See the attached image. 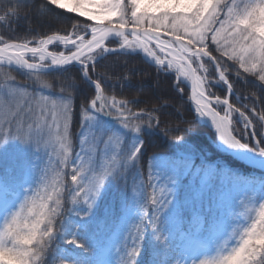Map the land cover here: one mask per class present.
<instances>
[{
	"label": "snow or ice",
	"instance_id": "obj_1",
	"mask_svg": "<svg viewBox=\"0 0 264 264\" xmlns=\"http://www.w3.org/2000/svg\"><path fill=\"white\" fill-rule=\"evenodd\" d=\"M27 6V0H8L0 6V25L11 28ZM50 6L94 23L77 22L70 30L30 37L0 35V148L18 141L37 149L32 153L36 160H42L40 149L48 155L44 167L31 163L15 190L0 180V264H117L113 255L118 264H140L142 248L150 243L144 222L148 220L155 233L161 222L173 218L161 221L160 213L165 215L172 206L168 196H174V187L168 196L162 191L158 197L153 190L155 211L148 213L137 192L144 181L137 184L134 177L129 188L128 172L136 169V176L142 175L145 135L159 131L168 136L191 128L160 129L157 113L168 101L137 109V96L109 94L113 81L132 86V78L127 70L113 76L102 62L110 55L143 53L158 75L173 77L178 94L184 93L185 82L191 86L194 111L210 117L219 148L264 168V0H44L35 11L45 15ZM50 46L64 51L52 52ZM11 69L22 72L37 91L18 85ZM237 85L255 91L242 94ZM81 87L91 98L85 96L80 105V150L74 154V93L69 88ZM257 130L260 138L251 142L249 135L255 138ZM171 139L177 145L186 143L181 134ZM156 161H149V181ZM185 164L191 167L192 158ZM178 171L173 166V175ZM204 171L207 181L217 169ZM147 186L152 187L150 182ZM111 189L120 193V214L105 231L97 211ZM247 193L240 201L242 211H230L231 232L222 220L212 226L207 244L199 242V230L185 234L191 243L183 253L193 257L192 264H264V197L255 187ZM230 199L228 192L221 198L222 203ZM109 214L106 210V217ZM133 220L134 237L128 228ZM93 225L96 232H90ZM152 248V264H168L167 243Z\"/></svg>",
	"mask_w": 264,
	"mask_h": 264
},
{
	"label": "trees",
	"instance_id": "obj_2",
	"mask_svg": "<svg viewBox=\"0 0 264 264\" xmlns=\"http://www.w3.org/2000/svg\"><path fill=\"white\" fill-rule=\"evenodd\" d=\"M12 2L15 3V0H12ZM43 2L44 0H27L28 6L23 9L21 18L19 20H13L11 22V28L7 25H0V35L5 36L6 39H13L18 36L30 37L37 32L50 33L60 29L70 30L71 25L77 22L91 23L63 9H58L55 6H50V11H48L47 14L38 15L35 8ZM7 3L8 0H0V6ZM29 29H31V31H29ZM110 46L115 47L114 44H110ZM210 47L214 48L212 45H210ZM213 54L216 53L213 52ZM102 64L108 66V70L113 76H123L127 70L132 78V86H128L127 84H123L122 86V81H113L115 87L112 88L109 86V94L128 98L137 96L141 101L136 105L137 109L144 108L145 106L151 108L152 105H160L164 104V101H168V103L164 104L161 111L157 113L162 121L160 129H164L165 126L171 129L178 127L181 130L188 128L189 126L191 128L188 132H172L168 136L163 135L159 131L145 135L143 155L139 163V170L142 175L136 176L137 170L131 169L128 172L127 178L129 188L133 186L134 177L137 184H139L138 179L140 177L144 179L148 177V165L153 157H157L156 166H159L162 163L178 166V172L181 176L187 168L185 163L192 158L193 164L200 166L202 170L209 166L217 169V177L225 170H228L231 181H252L254 183L264 182L263 173H260L258 170L257 172H254L255 170L253 171L248 165H245L233 156L222 152L216 146L215 133L210 125L195 113V108L189 100L190 90L185 84L181 85V87L184 88V93L178 94L175 91V81L173 77L167 76L163 73L158 75L155 71V67L145 63V59L141 54L134 57L110 55L102 62ZM100 70H104L103 67H101ZM11 72L16 79V83L27 87L29 91H37L36 86L29 81L22 72L17 71L16 69H11ZM49 78L51 79V76ZM73 78L77 81L79 80V73H77L75 69H73ZM237 87L240 88L242 94H246L249 90L255 91V89L245 88L244 85H237ZM58 90L59 89L57 88V91ZM69 91H73L74 93V119L71 132L74 142V152H77L80 150L79 132L81 131L82 123L80 105L84 102L85 96L91 98V93L83 87L78 89L69 88ZM215 91L222 96L225 94L220 88H216ZM45 94L49 93L46 91ZM233 102L235 103L234 97ZM234 120H236L237 127H242L237 118L234 117ZM175 134L184 135L186 143L183 145H177L172 141L171 136ZM259 138V130H257L255 138L249 135V140L251 142H254L255 139ZM188 145H191L192 148L189 149ZM29 156H31V152L27 154H15V158L11 162L6 164L0 163V180L4 181L6 189L15 190V186L25 178L29 167L27 165V158ZM185 179L186 177L184 180ZM106 210L111 213L107 215V217ZM181 211L184 215L186 213V208L182 207ZM119 214L120 193L117 189H111L105 199L100 203V207L97 211V219L105 220L102 229L105 231L110 229L113 220ZM186 218L188 219L189 217ZM148 225V220H145L143 227L145 229V236L149 238L150 243L146 242L142 248L141 256L139 257L140 264H152V260L154 259L152 245H156L157 247L162 245L154 238V235L149 232ZM97 230V227L93 225L90 232H96ZM132 235L133 237L135 236V231ZM71 247L72 246H69V249H71ZM175 256V253L171 256L168 255V263H171Z\"/></svg>",
	"mask_w": 264,
	"mask_h": 264
},
{
	"label": "rangeland",
	"instance_id": "obj_3",
	"mask_svg": "<svg viewBox=\"0 0 264 264\" xmlns=\"http://www.w3.org/2000/svg\"><path fill=\"white\" fill-rule=\"evenodd\" d=\"M63 10L67 11L66 9ZM69 13L79 16L78 13ZM81 18L94 23L86 17ZM49 50L52 52L64 51L63 47L58 48L56 46H50ZM201 119L207 121L205 117ZM215 144L216 146L218 145L217 142H215ZM36 151L37 149L24 146L18 141H10L3 148H0V163L6 164L11 162L15 158V154H27L31 152V156L27 158L28 161L26 160L27 165L30 167L31 163L35 162L40 167H44L47 164L48 155L45 154L43 149H40L39 155L42 160H36L35 156L32 154ZM77 152H74V154ZM173 166L174 165L168 163H162L159 166H156V168L151 170L152 179L150 181L149 177L146 179L140 177L138 183L143 180L144 188H138L137 192L141 194V203L147 205L148 213H154L155 210L151 205L153 190H155V194L158 197L161 196L162 191L165 196H168V190L174 187V196H168V199L173 201L172 206L165 215H163V212L160 213L161 221L169 216L173 218H170L167 223L161 222L158 225L159 231L155 233L153 225L149 223V232L154 235L155 239L156 237H159V242L162 245L165 242L167 243V247L170 250L169 256L173 253L176 254L172 262L168 264H192L193 257L183 253V249L191 243L185 234L189 232L195 234L199 230L201 233L199 236V242L201 244H207L206 237L212 229V226L218 224L222 220L227 221L226 230L231 232V212L238 213L242 211L240 201L246 199V196L249 194L247 191H250L252 187L257 188L259 195L264 197V182L254 183L252 181H231L228 170L221 173L219 175L220 177H217L216 173L215 175L208 176L207 181H205V171L202 170L200 166L194 164H192L191 167L187 166L182 176L179 172L176 175H173L171 172ZM249 167L253 171L255 170L254 172H257L258 170L260 173L264 174V168ZM212 168L213 167L209 166L205 169L211 170ZM185 177L186 179L184 180ZM173 180L175 181L174 185L172 183ZM149 182L152 187L147 186ZM226 192L231 193V199L222 203L221 198ZM182 207L186 208V213L184 215L181 211ZM185 216L189 218L187 219ZM148 218H151V216ZM201 218H203V230L200 229ZM239 222L244 223L245 221L241 217ZM135 223H137V221L133 220L128 225V228L132 233L135 231ZM124 235L127 236L128 233L125 232ZM128 243L131 245L130 240ZM232 243H235V241H232ZM214 250L213 247L210 249V252H214ZM110 258L117 261L118 264V257L113 255ZM200 258L203 259V257Z\"/></svg>",
	"mask_w": 264,
	"mask_h": 264
},
{
	"label": "water",
	"instance_id": "obj_4",
	"mask_svg": "<svg viewBox=\"0 0 264 264\" xmlns=\"http://www.w3.org/2000/svg\"><path fill=\"white\" fill-rule=\"evenodd\" d=\"M142 56H143V53H140ZM185 85L189 88V90H190V101L193 103V104H195V102L191 99V96H192V91H191V86H189L186 82H185ZM207 122L209 123V121L207 120ZM210 124V123H209ZM211 126V125H210ZM212 127V126H211ZM213 131H214V133H215V130L213 129ZM216 140H217V144H218V138L216 137ZM221 151H223L224 153H227V154H229V155H231V156H233L235 159H237L238 161H240V162H242V163H244V164H246V165H248V166H253V167H258V168H260L261 169V167H259V166H257V165H255V164H253V163H251V161H249V160H246V159H244V158H242V157H240V156H238V155H236V154H234V153H232L231 151H228V150H226V149H224V150H222L221 148H219Z\"/></svg>",
	"mask_w": 264,
	"mask_h": 264
},
{
	"label": "bare ground",
	"instance_id": "obj_5",
	"mask_svg": "<svg viewBox=\"0 0 264 264\" xmlns=\"http://www.w3.org/2000/svg\"><path fill=\"white\" fill-rule=\"evenodd\" d=\"M187 83V82H186ZM189 85V84H188ZM190 86V85H189ZM208 121H209V123L211 124V119H210V117H205ZM211 126H212V124H211ZM213 127V126H212ZM214 128V127H213ZM215 130V129H214ZM233 153V152H232ZM235 154V153H234Z\"/></svg>",
	"mask_w": 264,
	"mask_h": 264
}]
</instances>
